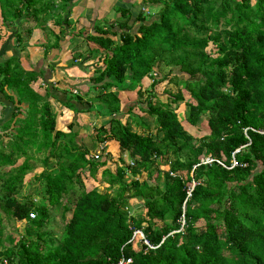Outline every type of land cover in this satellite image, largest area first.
I'll use <instances>...</instances> for the list:
<instances>
[{
    "label": "trees",
    "instance_id": "obj_1",
    "mask_svg": "<svg viewBox=\"0 0 264 264\" xmlns=\"http://www.w3.org/2000/svg\"><path fill=\"white\" fill-rule=\"evenodd\" d=\"M80 1L0 0V40L8 30L14 38L0 51V95L11 106L0 116V264H116L122 257L132 264H264V135L249 129H264V0H142L158 5L155 14L115 6V19L74 34L93 46L77 49L73 62L101 63L89 91L53 86L41 94L31 85L42 71L20 63V21L34 22L45 51L58 49L60 37L47 24L69 27ZM165 81L176 91L155 102ZM123 91L135 92L141 112L126 107L124 122ZM50 99L107 117L95 141L117 142L114 172L106 159L90 157L74 122L67 132L57 129ZM180 104L184 121L205 123L207 133L185 129ZM32 154H42L33 176L44 188L40 204L19 197ZM233 154L239 165L232 169L201 164L210 156L229 167ZM99 169L107 188L87 190L82 174L96 180ZM51 210L71 213L58 237L49 231ZM4 218L23 223V235L5 236Z\"/></svg>",
    "mask_w": 264,
    "mask_h": 264
},
{
    "label": "rangeland",
    "instance_id": "obj_2",
    "mask_svg": "<svg viewBox=\"0 0 264 264\" xmlns=\"http://www.w3.org/2000/svg\"><path fill=\"white\" fill-rule=\"evenodd\" d=\"M252 2H254V0H252ZM141 7L142 6H140V8ZM146 8H147L148 13H150V14H155V13L158 12V5H149V6L147 5ZM82 11L83 10H79V8H77L76 6L73 7L72 12L69 14L70 17H71L69 19V22H71L70 25H69V27H66V26L63 27V28H57L56 27V28H53L54 31L51 28V27H53L51 25V23H48L47 24V27H46V31L51 30V31H53L54 34H56V35H58L60 37V40H61L60 42H62V41L65 42L66 40H64V39L66 38V36H69L70 37L72 35V39L70 41H73V44L74 45L72 43H70L69 41H67V42L70 43V46L68 48L69 50H67L65 52V54L66 55H69V56H71L72 54L73 55L74 54H77V51L76 50L77 49L81 50V48H83L84 45H85V48L87 46L88 47L89 46L90 47L93 46L91 43L89 45H88L87 42H84L83 43L82 40H81V38H79V37L78 38H75V35H74L75 33L81 31L82 28H87L88 27V26H83V23H81V21H79V19L76 20L77 16H79V15L83 16V14H81ZM116 16L117 15L115 14L114 10H112V11H110V13H108V16H104L103 18H106V21H108L107 19L113 20V19H115ZM83 18L85 20H88V19L85 18V16ZM96 18H97V16H96ZM74 20L76 22H74ZM104 20L105 19H101V20H98V21L103 22ZM20 22L22 24L20 25V28L18 29V32L21 33V35H22V38L23 39H22V44L21 45L24 46V48H23V50L18 51V55L19 56H20V53L19 52H23L24 50H27V48H29V44H28L29 42H28V40H29V37L32 36V35L29 36V34H30L29 32L33 33L32 31H34V30H32L33 29V26H34V22L32 20H25L24 19L23 21H20ZM90 23H91V21H90ZM89 28H91V26H89ZM34 29L37 30L38 37H39L41 35L40 30L38 28H34ZM48 38L50 39L49 40V43L54 42V37L53 36L50 35V36H48ZM13 39H14L13 38V33H11V31H9V30L6 31V33L4 35V38L1 39L0 51L2 50L3 41L4 42H7L6 44L12 45L13 44V41H14ZM30 39H31V37H30ZM42 44L43 43L37 44V45L35 44V45L36 46H40L41 45L40 47H42ZM20 48L21 47H18L17 50H20ZM211 48L212 47H209L207 49V51H209V50L212 51ZM55 50H60V49H55ZM69 51H70V54H69ZM11 52H13V51H11ZM54 52H56V51H54ZM8 54H9V56L12 55L10 52H8ZM30 54L31 53H29V55ZM57 57H58V54L56 55V58ZM75 58L78 59V56L75 55ZM82 58H80V60H78V63H74L72 58L65 60L67 69L72 70V71H75V68L78 69L77 66L79 64H80L79 67L82 68L83 64H85L87 62V60H83ZM20 63H22L21 60H20ZM91 66L94 67V69L96 67H99L97 62H95V63L93 62V64ZM88 68H89V65H88ZM93 76H95L94 71H93V73H91V75L89 76V78H91ZM146 79H148V78H146ZM74 82L76 83L77 86L79 85L80 87L79 88L76 87V86L75 87H71V85H70V88L72 89V91H69V90H67V91L69 93H71V94H73L75 91L77 93H80V94H85V92L87 91L88 88L87 87H82L83 86L82 85L83 84V81L82 80L81 81L79 80V81H74ZM145 82L146 83H144V86L148 87L150 85V83H151V80L148 79ZM67 89H69V88H67ZM155 89H156V92L159 94L155 98V100H154L155 102L157 100L158 101L161 100V101L164 102L165 101V96H166V93L167 92H169V91L170 92H175L176 91V88L173 87V86H171V85H168L166 81L164 83H161V84L157 85ZM182 92H183V96H184L185 100H188V98H189L188 94L186 92H184V91H182ZM119 94H120V97L119 98H121V110L125 112L124 113V116H121V120H123V122H124L125 119H127L125 117V114H126V111H127L126 110V107H132L133 106V108H134L133 111H132L133 114H136V115L140 116L141 115V112L139 110V108H140L139 107V104L138 105L137 104L135 105V101H136V97H137L136 94L134 92L131 93V91H127L126 93L119 92ZM89 97L90 98L93 97V95L91 94V92L89 93ZM0 98L2 100V97L1 96H0ZM7 107L9 108L8 102H7ZM61 107H62L61 104L58 103V102L52 103V110L55 111L56 113L60 114V116H63L61 114V112H62V110H61L62 108ZM171 107H174V105H171ZM175 108H176V113L178 114L179 118L182 120L183 126L194 137L203 135V134H205L207 132L205 123H199L198 126L192 128L187 122L184 121V119H183L184 105L183 104H180V105H178ZM74 113L75 114H79L80 112L75 111ZM88 114H89L88 115V118H89L88 120L89 121H87V119H86V122L83 121V118L84 117H81V119L78 120V122H80V124H83L82 126L79 125V127L80 126L81 127H84L85 126V131H81V134L78 135V141L81 142V143H83V144L88 145L89 146L88 148L90 149L89 151H91V153H92V152L98 151L99 150V147L101 146V144H98L95 141V133H96V128H98L99 125H101L103 123V120H100V122L94 120V119H97L98 118V113L95 112V111H93L91 113H88ZM86 117H87V115H86ZM143 118H144L143 120H145L151 127L154 125L152 119H150L149 117H146V116L143 115ZM105 122L106 121H104V123ZM133 129H135V128L133 127ZM59 130H62L63 132H67L68 131V128H67V130H66V128L65 129L60 128ZM74 130L75 131H79L77 129H74ZM135 130L139 131L138 129H135ZM82 133H83V135H82ZM104 153L105 154H103V153L101 154V159L100 160L103 161V160L106 159L108 167L110 168L111 171L114 172L115 165H116V160L118 158V145H117V143L115 141H109L108 140V144H106V149H105V152ZM107 153L110 155L108 157L109 160L106 157L107 156L106 155ZM32 155H33V159L30 160V163L34 166V169H33L34 171L32 170V173L28 174L25 177V179H24V186H23V188H22V190L20 192L19 197L22 198V197L28 195L29 198L34 199L37 204H40L41 203V200H40L38 194L41 193L44 188L42 186H38V182L37 181H34L33 176L35 174L36 175L39 174L42 171L41 164L39 162V160L42 158V154H32ZM21 161H22V159H20L18 161V164L21 163ZM101 170L102 169H99V171L97 173V179L96 180L95 179L92 180V178L88 177L86 175L87 173H83L82 174L83 175V178H84V182L83 183L85 184V187H86L87 190H91L92 188H97L101 192H104L105 191V189L107 188V185L105 183H102V181L100 180V172H101ZM144 176L145 175H143V177H141V179L144 178ZM130 204L133 205V206H135L137 204V202L133 199V200L130 201ZM143 212L144 211L142 210V208L133 210V214H142ZM0 215L2 217H5V215L2 212H0ZM70 215H71V213L68 212V213H66L64 215V217H62L61 216V210H57V211L51 210L50 211V217H49L50 218V220H49V222H50L49 231L52 232L56 237L60 236L64 224L70 219ZM5 219L6 218H4V220ZM203 224H204L203 221H201V223L198 226H203ZM14 230H16V231L18 230L19 231V234H22L23 235V223L12 222V221H8V220L6 221L5 220V222H4V232H5V236L8 235V234H10L12 236H15L14 235Z\"/></svg>",
    "mask_w": 264,
    "mask_h": 264
},
{
    "label": "crops",
    "instance_id": "obj_3",
    "mask_svg": "<svg viewBox=\"0 0 264 264\" xmlns=\"http://www.w3.org/2000/svg\"><path fill=\"white\" fill-rule=\"evenodd\" d=\"M141 2H142V0H81L80 2H78L76 7L79 8V10H83L81 13V14H83V16H81V15L77 16L76 20L79 19V21H81V23H83V26H88L87 28H89V26H91L95 20H101V19H103L104 16H108V13H110V11L114 10L115 6L126 7L129 10H131L133 13H137L141 9L147 10L146 7H147V5L149 6V4L142 5ZM140 6H142L143 8L142 7L140 8ZM84 16L88 20H85L83 18ZM96 16H97V18H96ZM90 21H91V23H90ZM74 22H76V21L74 20ZM0 23H1V18H0ZM70 23L71 22H69V25H70ZM51 28L53 29L56 27L53 26ZM33 30H34V31H32L33 33H31L32 36H30L31 39L29 37V40H28L29 48H27V50H24L23 52H20V56H19L20 60L22 61L21 66L25 70L36 71V72L42 71L41 77L38 78L37 82H35L31 85L32 88L41 94H44L46 87L52 88L53 86L56 89H58L59 91H64V90L72 91V89L70 88V85H71V87L76 86L79 88L80 86L79 85L77 86L74 81H79V80L81 81L82 80L83 86L82 85L81 86L87 87L88 89L86 92H88L89 86H90L89 76L94 71V67H92L91 65L93 64V62L94 63L97 62L98 66L100 67L101 66L100 61H98V59H88L87 62L85 64H83L82 68L79 67V65H80L79 64L77 66L78 69L75 68V71L69 70V69H67L65 60L72 58L73 54L71 56H69V55H66L65 52L67 50H69L68 48L70 46V43L73 44V41H70L72 39V35L70 37L66 36V38L64 39V40H66L65 42H63V41L60 42V46L58 48L60 50L52 49L51 51H45L44 47H40L41 45L36 46L37 44H41L44 41L41 38V35L38 37L37 30L36 29H33ZM53 31H54V29H53ZM75 38H78V37L75 36ZM67 41H69L70 43ZM0 45H1V40H0ZM84 49H85V45L83 46V48H81V50H84ZM54 51H56V52H54ZM8 52H10L12 54V52L9 50V48L6 52L7 56H9ZM29 53H31V54L29 55ZM57 54H58V57L56 58ZM69 54H70V51H69ZM78 60H80V59H78ZM78 60L76 61V63H78ZM88 65H89V68H88ZM96 68H98V67H96ZM146 80H148V79L143 80V82H142L143 86H144V83H146L145 82ZM67 88H69V89H67ZM126 92L127 91H123L121 93H126ZM119 97H120V94H119ZM120 100H121V98H120ZM50 102L52 104V103H55L57 101L54 99H50ZM0 103H2V105H4V107L0 106V116H1L3 113L5 114L6 110L7 109L9 110V108L11 106L9 105V108H8L7 102L4 101L3 99L1 100V98H0ZM2 108H4V111ZM61 108H62L61 109L62 112L61 111L60 112L63 116H60V114H59V116L57 117V129L58 130L60 128H63V129L66 128V130H67V125L74 122L75 125L78 124L77 126L74 127V129L79 130L80 131L79 134H81V131H85V126L81 127L83 124H80V122H78V120L81 119V117H84L83 121L86 122V119H87V121H89L88 120L89 119L88 113L75 114L74 113L75 111L72 112V110H69L63 106ZM86 115H87V117H86ZM98 118L94 119V120L99 121V122H100V120H103V123H104V121L107 120V117L101 116L99 114H98ZM79 125H81V126L79 127ZM82 135H83V133H82ZM106 144H108V142L105 143V146H106Z\"/></svg>",
    "mask_w": 264,
    "mask_h": 264
},
{
    "label": "built area",
    "instance_id": "obj_4",
    "mask_svg": "<svg viewBox=\"0 0 264 264\" xmlns=\"http://www.w3.org/2000/svg\"><path fill=\"white\" fill-rule=\"evenodd\" d=\"M250 130L256 132V133H259L261 135H264V129L263 130H257V129H253V128H249ZM248 129H245L244 132L246 133ZM105 148V144H102L100 147H99V150L94 152L90 157L94 160H100L101 159V154H102V150ZM239 150H236V152H238ZM213 162H216L220 165H222L223 167H225L226 169H232V168H235L236 166H238V162L235 161V158H234V154L232 156V160H231V165L229 167L225 166L221 161L219 160H215L213 158H211L210 156H207L205 158H202L201 159V164H211ZM190 195V194H189ZM29 217L30 219H33L35 217V215L33 213H30L29 214ZM138 237L139 239H142L144 241L145 244H148L147 241L144 240V237L142 235V233L140 231H135L134 232V238L135 237ZM112 264V263H110ZM116 264H132V259L131 258H125V257H122L118 263Z\"/></svg>",
    "mask_w": 264,
    "mask_h": 264
},
{
    "label": "bare ground",
    "instance_id": "obj_5",
    "mask_svg": "<svg viewBox=\"0 0 264 264\" xmlns=\"http://www.w3.org/2000/svg\"><path fill=\"white\" fill-rule=\"evenodd\" d=\"M182 222V221H181Z\"/></svg>",
    "mask_w": 264,
    "mask_h": 264
}]
</instances>
